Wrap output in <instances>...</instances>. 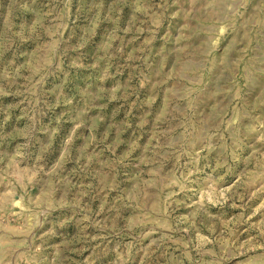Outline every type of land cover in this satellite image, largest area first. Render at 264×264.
I'll list each match as a JSON object with an SVG mask.
<instances>
[{
  "label": "rangeland",
  "instance_id": "rangeland-1",
  "mask_svg": "<svg viewBox=\"0 0 264 264\" xmlns=\"http://www.w3.org/2000/svg\"><path fill=\"white\" fill-rule=\"evenodd\" d=\"M0 264H264V0H0Z\"/></svg>",
  "mask_w": 264,
  "mask_h": 264
}]
</instances>
